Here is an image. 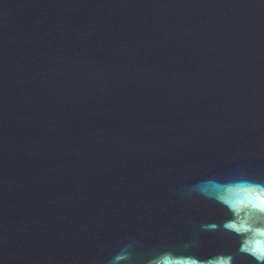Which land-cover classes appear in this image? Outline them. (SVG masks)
<instances>
[{"label":"water","instance_id":"1","mask_svg":"<svg viewBox=\"0 0 264 264\" xmlns=\"http://www.w3.org/2000/svg\"><path fill=\"white\" fill-rule=\"evenodd\" d=\"M260 199L264 0H0V264H264Z\"/></svg>","mask_w":264,"mask_h":264},{"label":"clouds","instance_id":"2","mask_svg":"<svg viewBox=\"0 0 264 264\" xmlns=\"http://www.w3.org/2000/svg\"><path fill=\"white\" fill-rule=\"evenodd\" d=\"M233 225L234 224H229L227 226L230 228H235L236 226L233 227ZM256 233L259 236H264V230L257 229ZM253 249H258V250L254 251ZM241 250L243 251L247 249L242 248ZM251 251H252V254L255 255L258 259H264V241H260V240L255 241Z\"/></svg>","mask_w":264,"mask_h":264},{"label":"snow or ice","instance_id":"3","mask_svg":"<svg viewBox=\"0 0 264 264\" xmlns=\"http://www.w3.org/2000/svg\"><path fill=\"white\" fill-rule=\"evenodd\" d=\"M254 207L258 208L261 211H264V199H260L259 203H256ZM233 227H235V225H233ZM253 250L256 251L258 249H253Z\"/></svg>","mask_w":264,"mask_h":264}]
</instances>
